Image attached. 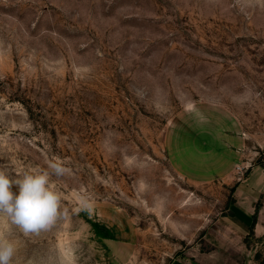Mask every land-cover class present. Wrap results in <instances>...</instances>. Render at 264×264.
<instances>
[{
    "label": "rangeland",
    "instance_id": "rangeland-1",
    "mask_svg": "<svg viewBox=\"0 0 264 264\" xmlns=\"http://www.w3.org/2000/svg\"><path fill=\"white\" fill-rule=\"evenodd\" d=\"M261 165L264 0H0V169L61 195L39 233L0 213L10 264H211Z\"/></svg>",
    "mask_w": 264,
    "mask_h": 264
},
{
    "label": "clouds",
    "instance_id": "clouds-1",
    "mask_svg": "<svg viewBox=\"0 0 264 264\" xmlns=\"http://www.w3.org/2000/svg\"><path fill=\"white\" fill-rule=\"evenodd\" d=\"M48 168L57 176L68 171L59 162H49ZM60 201L49 171L34 170L13 180L0 169V213L7 214L25 235L50 229L61 215ZM14 252L13 243L0 241V264H10Z\"/></svg>",
    "mask_w": 264,
    "mask_h": 264
},
{
    "label": "crops",
    "instance_id": "crops-1",
    "mask_svg": "<svg viewBox=\"0 0 264 264\" xmlns=\"http://www.w3.org/2000/svg\"><path fill=\"white\" fill-rule=\"evenodd\" d=\"M262 168V165L255 168L251 173L253 174L251 178L237 186L235 192L236 203L227 210L228 216L222 217L219 221L226 228H215L213 233L214 235L226 234L233 237L229 239L228 244L219 240L220 244L214 245L216 251L211 252V264H221L220 258L215 255V253H218L217 251L223 256V264H238L239 260L243 258L245 250L247 251L244 238L250 234V231L253 230L258 238L264 236V181L257 183L252 180V177ZM212 174L215 175V172ZM236 237H239V239ZM240 252L241 255H239ZM237 256L239 258H236ZM250 262L251 260L249 261L247 258L243 264H249Z\"/></svg>",
    "mask_w": 264,
    "mask_h": 264
}]
</instances>
